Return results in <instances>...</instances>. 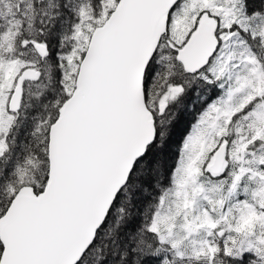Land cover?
Wrapping results in <instances>:
<instances>
[{
  "label": "snow or ice",
  "instance_id": "1",
  "mask_svg": "<svg viewBox=\"0 0 264 264\" xmlns=\"http://www.w3.org/2000/svg\"><path fill=\"white\" fill-rule=\"evenodd\" d=\"M0 264H264V0H0Z\"/></svg>",
  "mask_w": 264,
  "mask_h": 264
}]
</instances>
